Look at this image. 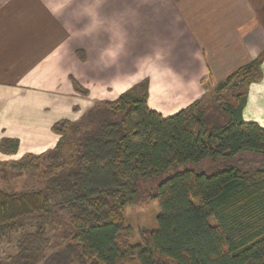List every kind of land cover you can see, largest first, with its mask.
I'll list each match as a JSON object with an SVG mask.
<instances>
[{
  "label": "trees",
  "instance_id": "trees-1",
  "mask_svg": "<svg viewBox=\"0 0 264 264\" xmlns=\"http://www.w3.org/2000/svg\"><path fill=\"white\" fill-rule=\"evenodd\" d=\"M263 58L169 116L148 107L143 79L77 120L55 122L53 148L14 162V175L30 170L33 184L0 186V264H264V165L248 166L263 161L264 129L241 117ZM17 145L3 139L0 151L15 153ZM205 158L223 167L177 168ZM151 179L159 181L145 195L158 204L157 225L132 243L125 210Z\"/></svg>",
  "mask_w": 264,
  "mask_h": 264
},
{
  "label": "crops",
  "instance_id": "crops-1",
  "mask_svg": "<svg viewBox=\"0 0 264 264\" xmlns=\"http://www.w3.org/2000/svg\"><path fill=\"white\" fill-rule=\"evenodd\" d=\"M261 53L264 0H0V142L18 141L0 161L53 148L55 122L143 79L148 107L172 115L203 96L201 79ZM261 73L241 117L264 129V58Z\"/></svg>",
  "mask_w": 264,
  "mask_h": 264
},
{
  "label": "rangeland",
  "instance_id": "rangeland-1",
  "mask_svg": "<svg viewBox=\"0 0 264 264\" xmlns=\"http://www.w3.org/2000/svg\"><path fill=\"white\" fill-rule=\"evenodd\" d=\"M79 30L75 28L74 33L77 34ZM213 84L211 83H205V100L211 96ZM210 102V101H209ZM16 158V159H15ZM256 158V157H255ZM259 160H249L248 166L254 167V166H263L264 165V158L259 157ZM18 160L17 156L12 157V159H7L4 161H0V186L4 187L5 189H19L23 185H31L36 180L35 175H31V171L27 170L24 171L22 175H14V173L18 172V167L14 164V162ZM183 167L194 169L198 172L204 171L206 173H212L215 169L222 168V163L218 161H210L209 158H205L198 162H187L185 165L177 167L178 169H181ZM172 172L169 171L165 173V176L170 174ZM6 173L7 176L3 177ZM159 179H151L147 181H141L140 182V189L142 191V197L137 201V203L127 206L125 210V223L131 227L132 230V237L130 238V241L132 243H136L140 240V233L143 230H150L156 227V215L159 213V207L158 204L154 201H151L147 198L145 195V191L148 190L150 187L157 184ZM211 223H213V220L210 219ZM53 249H56V246L53 247ZM14 250L12 246L8 247L6 253L7 255L9 253H12Z\"/></svg>",
  "mask_w": 264,
  "mask_h": 264
}]
</instances>
